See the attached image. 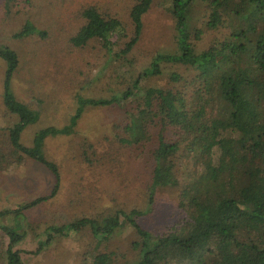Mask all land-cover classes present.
Listing matches in <instances>:
<instances>
[{"label": "trees", "instance_id": "16d2710c", "mask_svg": "<svg viewBox=\"0 0 264 264\" xmlns=\"http://www.w3.org/2000/svg\"><path fill=\"white\" fill-rule=\"evenodd\" d=\"M169 1V12L176 19L177 52L156 53L150 66L120 95L79 99L70 126L38 131L29 147L22 143L23 132L39 121L40 113L16 98L11 82L19 56L0 46V58L7 63L3 104L18 118L8 130V146L0 147V169L32 158L47 166L55 179L50 197L0 213V228L9 238L7 264H24L21 251L16 249L26 237L24 210L49 200L59 189V168L46 159L45 140L51 135L72 134L88 107L127 102L134 103L135 109L120 127L118 140L123 146L150 147L149 206L159 188L179 186L178 161L183 155L199 167L198 176L179 194V220L163 232H152L139 222L146 212L137 209L80 218L49 228L50 237L38 251L72 231L89 228L98 242H104L129 226L137 237L132 245L136 259L121 261L115 253L100 251L90 256L89 263L264 264V0ZM153 3L135 1L130 11V36L118 18L104 15L96 7L86 9V24L72 38L73 45L82 48L97 40L109 56L126 59L141 39L143 17ZM196 4L207 6L206 31L228 30L222 40L204 51L195 45L204 30L193 28L191 23ZM33 32L34 27L27 22L15 38L23 39ZM122 39L127 40L116 52ZM167 65L179 66L185 73H171L165 88L144 85L148 79L162 76ZM5 216H12L14 223L4 224Z\"/></svg>", "mask_w": 264, "mask_h": 264}, {"label": "rangeland", "instance_id": "374dc122", "mask_svg": "<svg viewBox=\"0 0 264 264\" xmlns=\"http://www.w3.org/2000/svg\"><path fill=\"white\" fill-rule=\"evenodd\" d=\"M135 1L0 0V46L11 48L19 56L12 91L20 102L40 113L39 121L23 132L25 146H32L36 133L44 128L70 126L79 99H111L120 95L150 66L156 53L177 52L176 19L169 12V0H154L143 17L141 39L126 59L109 56L97 40L82 48L73 45L72 38L86 24L83 12L90 7L118 18L130 36V11ZM207 14L205 4L194 6L192 26L204 30L202 38L195 42L199 51L208 49L228 33L226 29L206 31ZM27 22L34 27L33 34L15 38ZM126 40L118 41L116 52ZM6 70L7 63L0 58V147L8 146V130L18 121L3 104ZM163 71L162 76L150 78L144 85L165 88L171 73H185L183 68L173 65L165 66ZM134 107L132 102L88 107L72 134L51 135L45 140L43 152L48 161L58 166L60 185L55 196L22 212L27 220L26 237L16 249L21 251L24 264H90V256L100 251L115 253L121 261L136 259L132 245L137 237L129 226L104 242H98L89 228L72 231L42 245L38 251L40 244L50 237L49 228L80 218H100L137 209L146 212L139 222L152 232H163L179 220V194L198 176L199 167L194 159L183 155L178 161L179 186L159 188L149 206L153 169L150 147L123 146L118 140L120 127ZM54 184L52 171L32 158L0 169V213L50 197ZM12 218L5 216L2 222L13 224ZM8 244L9 238L0 228V264H7Z\"/></svg>", "mask_w": 264, "mask_h": 264}]
</instances>
